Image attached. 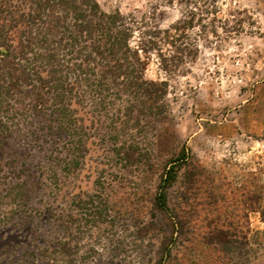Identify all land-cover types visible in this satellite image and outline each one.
Wrapping results in <instances>:
<instances>
[{
    "label": "rangeland",
    "instance_id": "374dc122",
    "mask_svg": "<svg viewBox=\"0 0 264 264\" xmlns=\"http://www.w3.org/2000/svg\"><path fill=\"white\" fill-rule=\"evenodd\" d=\"M95 1L141 30L174 26L160 45L175 66L153 52L143 71L165 87L161 113L116 141L115 111L80 114L74 137L43 115L12 125L0 264H264V0ZM183 148L165 213L154 194Z\"/></svg>",
    "mask_w": 264,
    "mask_h": 264
},
{
    "label": "trees",
    "instance_id": "16d2710c",
    "mask_svg": "<svg viewBox=\"0 0 264 264\" xmlns=\"http://www.w3.org/2000/svg\"><path fill=\"white\" fill-rule=\"evenodd\" d=\"M143 26L119 11H102L95 0H0V152L11 126L29 116L43 115L46 130L74 137L81 130L80 114L108 117L115 111L120 127L111 128L119 135L135 129L141 117L160 114L165 87L146 80L143 71L153 52L163 67L175 66L178 57L163 53L160 45H173L174 26L157 31ZM188 155L181 149L159 179L154 204L162 212L168 210L167 189ZM164 263L161 258L155 264Z\"/></svg>",
    "mask_w": 264,
    "mask_h": 264
}]
</instances>
